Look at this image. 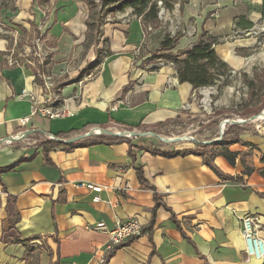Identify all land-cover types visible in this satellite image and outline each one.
Segmentation results:
<instances>
[{
    "label": "crops",
    "instance_id": "obj_1",
    "mask_svg": "<svg viewBox=\"0 0 264 264\" xmlns=\"http://www.w3.org/2000/svg\"><path fill=\"white\" fill-rule=\"evenodd\" d=\"M12 2L0 19V142L34 133L0 145V167L32 157L0 176V264H100L109 235L89 228L102 222L111 230L134 217L144 233L107 264H264V255L256 260L244 253L240 222L256 216L264 243V178L257 173L264 169V127L239 126V142L248 146L229 147L237 153L233 166L220 156L212 160L222 177L201 156L167 159L139 149L146 146L138 138L131 140V152L126 143L57 148L48 162L41 149L51 137L67 140L108 126L149 130L191 113L202 88L180 83L173 64L153 54L166 36L177 37L173 54L190 48L202 31L218 42L221 31L234 28L233 0H189L182 10H162L158 27L143 26L127 10V19L121 15L102 25L106 46L98 58L85 40L88 7L82 0ZM254 5L256 18L264 20L261 0ZM254 13L241 15L253 23L249 33L214 46L231 72L246 73L260 59ZM39 34L49 53L42 63L31 57ZM20 55V66L8 65L9 56ZM39 73L50 78L55 107L68 115H34L22 126L32 102L18 98L20 92L33 93L36 104L48 97ZM245 167L253 172L244 174ZM137 168L148 188L140 185ZM78 184L106 189L97 194Z\"/></svg>",
    "mask_w": 264,
    "mask_h": 264
},
{
    "label": "rangeland",
    "instance_id": "obj_2",
    "mask_svg": "<svg viewBox=\"0 0 264 264\" xmlns=\"http://www.w3.org/2000/svg\"><path fill=\"white\" fill-rule=\"evenodd\" d=\"M12 1L13 0H0V19L4 14L2 12L4 9L11 10ZM43 1H45L43 2L44 5L49 6L55 0ZM90 2L88 8L89 23L94 24L93 26H95L98 21H101V23L99 25L98 32H95L93 27L88 32L86 30L85 40L88 44L94 46L93 49L96 57L98 58L100 54H104L106 46L105 39L102 36L101 31L102 25L108 21L110 22L115 20L121 15L125 16L124 19H127L130 15L126 13L129 9H126L123 12L103 14L104 16L100 19V16L102 15V8L100 7L99 1L90 0ZM178 3L179 2L177 0V2L174 3L173 8L178 5ZM233 7L237 10L235 15L236 17L233 18V20L237 19V17L242 14H247L248 16L251 9L255 12L252 15V19L255 20V28L258 30L256 37L263 46V48H260L262 50L256 52L260 53V59L254 63L256 64V68H248L246 73H234L229 69V72H226L224 75H219L212 85L204 88L205 90L202 88L201 92L195 97L194 110L191 111V113H188L189 111H187L182 118L173 120L172 122L158 126L157 128L149 130L138 129L135 130V132H150L164 138L188 136L199 142H210L218 138V132L220 131V125L223 120H243L264 111V20L256 18L257 14L255 11L254 0H233ZM162 12H165V10ZM171 14L172 13L169 14L168 18L174 20V16ZM162 23L163 26L168 27L167 21H162ZM232 26H234V28L230 27V29H224L220 32L221 34L217 43H219V40L222 39H237L242 36L243 31L235 29V21L232 22ZM249 31L250 30L243 33H249ZM202 91L206 93H202ZM243 126L246 128L245 130L258 128L257 126L264 127V119L257 122H250ZM229 127L230 126H228V124L225 125L224 133ZM99 129H105L115 133L125 131V129L114 126ZM88 132L91 131L88 130L81 135ZM130 140H134V138H130ZM41 142L42 141L39 140L40 144ZM138 142H140L143 146H146V148L180 150L181 148H190V146H192L193 149L189 150H197V144L188 142L187 140L172 144H164L157 138L146 136L138 138Z\"/></svg>",
    "mask_w": 264,
    "mask_h": 264
},
{
    "label": "trees",
    "instance_id": "obj_3",
    "mask_svg": "<svg viewBox=\"0 0 264 264\" xmlns=\"http://www.w3.org/2000/svg\"><path fill=\"white\" fill-rule=\"evenodd\" d=\"M89 8L90 0H82ZM100 7L102 8V15L100 19L104 16L103 14H113L118 12H123L126 9L131 11V15L136 17L141 21L145 27H158L159 26V16L162 10L171 11L173 5L177 0H98ZM179 10H182L183 6L188 3V0H178ZM91 3V2H90ZM160 3V5H158ZM98 15V14H97ZM209 16V15H208ZM260 16L264 19V0H261L260 5ZM101 21L94 24L86 21L87 32L93 30L95 32L99 31V25ZM253 27V23L245 20L244 17H237L235 20V29L248 31ZM177 37L166 36L164 40L160 43L158 52L153 54V59H162L166 62L173 64L178 80L180 83H188L193 89L205 88L212 85L219 75H224L229 72L227 65L223 63L217 56L214 46L217 45V39L213 36L207 34L206 31H202L195 43L191 45L190 48L172 53L176 45ZM91 68V67H90ZM243 131V127L230 126L227 131L223 134L222 139L217 143L212 144H197V150H170L162 151L156 149H150L146 147L139 148L141 150L149 151L153 154L159 155L161 157L171 159L176 157H183L186 155H198L203 158L204 164L213 170L217 175L219 173L212 166V160L215 157H223L231 166L234 165L237 153L229 151V147L234 144H239L242 146H248L245 143L239 142V134ZM126 143L129 146V152H131L134 146L131 144V140L122 137H105L97 136L93 138H88L83 141H77L71 144H61L54 140H49L41 144V149L44 157L47 160V154L57 148L63 150L72 151L77 148H85L99 144H119ZM31 158H23L18 162L6 166L0 167V176L4 173L14 171L18 165L21 163L30 161ZM260 163H264V155L259 158ZM253 170L245 167L244 174L250 175ZM257 173L264 178V169L257 170ZM136 175L139 180L140 185L143 188H148L145 185L143 178V172L141 169H136ZM220 176V175H219ZM222 177V176H220ZM150 189V188H149ZM156 197V196H155ZM142 234L144 230L142 229ZM136 239V238H134ZM133 239L128 240L126 243L119 244L115 246L111 251H109L104 257L100 264H107L108 260L112 254L120 247L127 245Z\"/></svg>",
    "mask_w": 264,
    "mask_h": 264
},
{
    "label": "built area",
    "instance_id": "obj_4",
    "mask_svg": "<svg viewBox=\"0 0 264 264\" xmlns=\"http://www.w3.org/2000/svg\"><path fill=\"white\" fill-rule=\"evenodd\" d=\"M158 5H160V3H158ZM41 44L42 39L41 35L39 34L34 41L35 49L33 50L31 57L37 61H40V63L45 62L47 59H49V53H47V51L43 47H41ZM23 58H25L24 55H20L16 58H13V56H9L7 63L9 66H20V60ZM30 61L31 60L28 59L27 62L32 63ZM37 76L39 80H42V82L44 83L43 85L45 87V90L48 92V97L41 104H36L33 93L28 92L26 90H22L20 92L18 98L28 99L30 102H32L30 116H24L20 119V124L22 126L28 124V122L30 121V117L34 115H39L43 118H47L50 120L56 118H63L68 115V112L63 108L55 107L58 98L52 91L54 88L50 78L45 77L41 73H39ZM89 130L91 132H94L95 130H99V128H93ZM50 139L54 140V137H51ZM4 143L11 142L5 141ZM77 186L86 187L88 190H91L97 194L106 189L105 186H98L92 184H78ZM93 201L97 202L99 201V198L96 196L94 197ZM240 222L242 226L241 235L244 241V253L248 257L260 260L264 255V243L259 237L261 226L259 224L258 218L254 215H247L240 218ZM89 229L97 232H105L109 235V240L105 246L106 253L111 251L115 246L123 244L128 240L137 238L142 235V226L139 220L135 217L123 222H118L111 230H107L105 224L102 222L95 224ZM102 261L103 258L101 259L100 263H102Z\"/></svg>",
    "mask_w": 264,
    "mask_h": 264
},
{
    "label": "water",
    "instance_id": "obj_5",
    "mask_svg": "<svg viewBox=\"0 0 264 264\" xmlns=\"http://www.w3.org/2000/svg\"><path fill=\"white\" fill-rule=\"evenodd\" d=\"M260 116H263L264 117V111L256 114V115H253V116H250L249 118L247 119H243V120H231L230 122H227L228 126H243L247 123H250V122H253L254 120L256 119H259ZM34 133V131H25V132H22V134L20 135V137L18 138H8L7 140L5 141H10L11 143L12 142H16V141H19L21 139H24L26 138L27 136L29 135H32ZM224 134V131H219L218 132V138L216 140H213V141H210V142H199V141H196L195 139L191 138V137H188V139H182V138H175L174 140L172 141H169V142H165L161 139L160 136L156 135V134H153V133H150V132H135L133 130H125V131H122V132H111V131H108V130H105V129H99V133H94V132H88L84 135H81V136H78V137H75V138H71V139H67V140H63V139H58V138H54L55 141L61 143V144H71V143H74V142H77V141H80V140H83L85 138H88V137H93V136H107V137H122V138H142V137H146V136H151V137H154V138H157L160 142L162 143H166V144H172V143H177V142H181L182 140H187L188 142H193V143H197V144H212V143H217L219 142L221 139H222V136ZM5 141H2L0 142V145L2 143H4Z\"/></svg>",
    "mask_w": 264,
    "mask_h": 264
},
{
    "label": "bare ground",
    "instance_id": "obj_6",
    "mask_svg": "<svg viewBox=\"0 0 264 264\" xmlns=\"http://www.w3.org/2000/svg\"><path fill=\"white\" fill-rule=\"evenodd\" d=\"M204 93H206V92H204ZM264 119V117L263 116H260L259 117V119H256V120H254L253 122H257V121H260V120H263ZM231 120H223L222 122H221V125H220V131H224V129H225V125L227 124V122H230ZM252 123V122H251ZM95 133H99V130H95L94 131ZM148 137H151V136H148ZM175 138H177V137H171V138H164V137H162L161 136V139L163 140V141H165L166 143L167 142H169V141H172V140H174ZM179 138H184V139H188V136H181V137H179ZM182 141H186V140H182ZM165 143V144H166Z\"/></svg>",
    "mask_w": 264,
    "mask_h": 264
}]
</instances>
